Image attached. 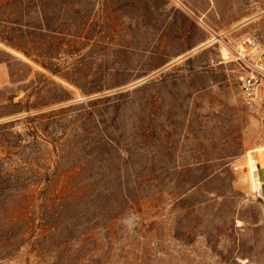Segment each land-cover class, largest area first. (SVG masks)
Returning <instances> with one entry per match:
<instances>
[{"label": "rangeland", "instance_id": "obj_1", "mask_svg": "<svg viewBox=\"0 0 264 264\" xmlns=\"http://www.w3.org/2000/svg\"><path fill=\"white\" fill-rule=\"evenodd\" d=\"M179 1L0 0V114L12 96L66 108L0 131L19 178L0 189V264H264V200L232 167L260 158L234 50L264 45V0L220 33Z\"/></svg>", "mask_w": 264, "mask_h": 264}, {"label": "built area", "instance_id": "obj_2", "mask_svg": "<svg viewBox=\"0 0 264 264\" xmlns=\"http://www.w3.org/2000/svg\"><path fill=\"white\" fill-rule=\"evenodd\" d=\"M175 1L181 3L179 0ZM234 54L244 70L240 80V91L245 102L255 109L260 118L261 146L264 153V45L256 36L245 35L239 41ZM247 162H249V156L247 159L237 160L232 166L234 172H241ZM261 171H264V167L261 163H257L253 169L256 180L254 195L257 199L264 200V180L260 176Z\"/></svg>", "mask_w": 264, "mask_h": 264}, {"label": "crops", "instance_id": "obj_3", "mask_svg": "<svg viewBox=\"0 0 264 264\" xmlns=\"http://www.w3.org/2000/svg\"><path fill=\"white\" fill-rule=\"evenodd\" d=\"M190 10L202 19L212 22L219 18L224 24L208 25L213 33L228 32L234 29L245 28L253 18V6L247 5L245 10H241L239 0H185ZM243 14L245 17L242 18ZM8 75L4 74L2 82L6 83Z\"/></svg>", "mask_w": 264, "mask_h": 264}, {"label": "trees", "instance_id": "obj_4", "mask_svg": "<svg viewBox=\"0 0 264 264\" xmlns=\"http://www.w3.org/2000/svg\"><path fill=\"white\" fill-rule=\"evenodd\" d=\"M35 62L41 64L44 68L50 70L53 74H59L60 73V69L57 66V64H48L46 62H40L39 60H35ZM28 68L31 69V67L29 65H26ZM10 67V66H9ZM11 75L13 76V72H11ZM14 98L15 96H12L9 98V103L7 105H3V108H5V112H2L0 114V117H4V116H18L19 118H17L16 120H11L8 122H4V123H0V131H2L5 128H9L11 126H14L17 122H21V121H35L41 118H44L46 116H52L53 114H56L57 112H64L66 111V108H61L59 110H51L48 112H41V113H35V114H31V112L33 110L39 111L42 110L45 106H49L50 103L52 102H58L61 101V97L59 96H53L50 100V102L48 103H39V104H27V105H22L20 102H14ZM23 113H27V115H20ZM37 132V131H36ZM26 134H35V131H28L26 132ZM18 137H22V134H18ZM34 174L31 173V177H29V182L35 184L38 182H35L37 180H33L34 179ZM19 182V178H17V176H15L14 174L8 175V174H3L0 173V189L4 188V189H11L12 187H14L17 183Z\"/></svg>", "mask_w": 264, "mask_h": 264}, {"label": "bare ground", "instance_id": "obj_5", "mask_svg": "<svg viewBox=\"0 0 264 264\" xmlns=\"http://www.w3.org/2000/svg\"><path fill=\"white\" fill-rule=\"evenodd\" d=\"M258 152H260V158L259 159H253V157L251 155L252 152H250L248 154V156H249V169H250L249 170V178H250V183L252 185L253 192L255 191L254 184L256 183V180L254 179V175H253V169L257 163H261V164L264 163V153L262 151V146L258 148ZM262 166H263V164H262Z\"/></svg>", "mask_w": 264, "mask_h": 264}]
</instances>
